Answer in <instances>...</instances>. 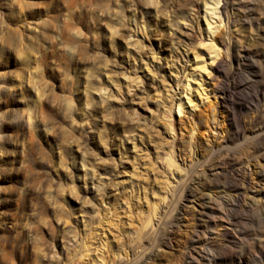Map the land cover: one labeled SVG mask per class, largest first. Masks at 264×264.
<instances>
[{"label": "rangeland", "instance_id": "rangeland-1", "mask_svg": "<svg viewBox=\"0 0 264 264\" xmlns=\"http://www.w3.org/2000/svg\"><path fill=\"white\" fill-rule=\"evenodd\" d=\"M142 256L264 264V0H0V264Z\"/></svg>", "mask_w": 264, "mask_h": 264}, {"label": "bare ground", "instance_id": "bare-ground-1", "mask_svg": "<svg viewBox=\"0 0 264 264\" xmlns=\"http://www.w3.org/2000/svg\"><path fill=\"white\" fill-rule=\"evenodd\" d=\"M168 163H169V167H170L172 164H171V162H168ZM248 175H249V174H248L247 172L242 173V175H241V177H242V178H241V182H236V184L242 183V185H241L240 187H238V186L236 187V188H238V189H237V192H238L239 194L237 195V197H239V198L242 197V194H241V193H243V191H240V188H242V189H247V188H249V187L252 186L251 183H250V181H248ZM196 187H197V186H196ZM199 192H201V191H199ZM194 195H195V191L192 189L191 191L188 192V195H187V198H186V199H190V198H192ZM239 198H238V199H239ZM242 198H244V196H243ZM242 198H241V199H242ZM180 214H181V211H177L176 216H174V217L172 218L171 222L169 223L170 231H169V233L167 234V237L162 241V243L166 244V243L168 242V240L170 241V239H171V234L174 233L175 226L178 225V220H179V215H180ZM157 227H159V224H158ZM147 233H148V232H147ZM152 233H153V230H151V232H149V234H148V236H147V240L151 238ZM148 260H149V257H148V256H147V257L142 256V257H141V258H140L135 264H148ZM191 260L194 261V259H193L192 257L189 259V262H190V263H191ZM119 261H120L121 263H119L118 261H114V262H112V264H122L123 259L121 258Z\"/></svg>", "mask_w": 264, "mask_h": 264}]
</instances>
